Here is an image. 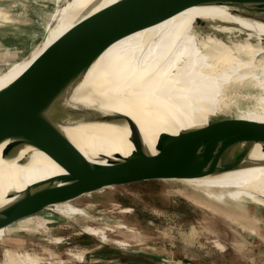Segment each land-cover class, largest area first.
I'll list each match as a JSON object with an SVG mask.
<instances>
[{"label": "bare ground", "instance_id": "6f19581e", "mask_svg": "<svg viewBox=\"0 0 264 264\" xmlns=\"http://www.w3.org/2000/svg\"><path fill=\"white\" fill-rule=\"evenodd\" d=\"M56 1L59 5L51 13L50 22H45L48 26L42 41L29 56L0 73V88L16 78L84 13H91L115 0ZM9 13L0 15L5 20L11 17ZM197 19L206 21L212 32L237 36L241 30L244 37L240 41H231L230 38L223 41L210 32L199 30ZM262 37L264 24L238 18L224 7L185 8L123 35L108 45L76 84L70 101L89 104L92 98H96L102 100L107 108L128 115L138 126L150 153L154 152L160 132L176 133L183 128L201 126L208 116L222 114L231 107L232 99L237 95L248 99L249 106L243 111L239 109L234 118L264 121ZM106 88L113 90L108 100L103 97ZM64 132L86 158L95 162L116 160L132 150L126 129L102 124H77L64 127ZM3 149L4 144H0V205L9 200V192H17L31 183L63 172L45 152L36 148L21 146L6 155H3ZM249 158L264 162V152L259 144L253 147ZM245 175L264 180V165L209 176ZM199 178L190 180V183L207 190L209 185L201 179L198 181ZM256 184L264 188V183ZM54 210L66 215L79 213L70 203L59 204ZM119 227L125 226L122 223ZM86 231L91 234L97 232L91 228H86ZM101 238H105L103 233ZM216 247L223 248L220 243H216ZM82 254L70 255L81 260ZM4 256L5 264H55L27 252L6 250Z\"/></svg>", "mask_w": 264, "mask_h": 264}, {"label": "water", "instance_id": "95a60500", "mask_svg": "<svg viewBox=\"0 0 264 264\" xmlns=\"http://www.w3.org/2000/svg\"><path fill=\"white\" fill-rule=\"evenodd\" d=\"M190 7H224L238 18L264 24V0H115L84 13L16 78L0 88L3 155L17 147L30 146L45 152L63 170L9 192V200L0 205V229L105 188L199 178L264 165L263 161L249 158L256 144L264 152V121L208 116L201 126L176 133L160 132L154 152L150 153L138 126L128 115L107 108L96 98L89 104L70 101L76 84L108 45ZM206 25V21L196 20L199 30L227 41L225 33L212 32ZM237 34L244 37L241 30ZM77 124L126 129L132 150L127 156L106 163L90 160L64 132V127Z\"/></svg>", "mask_w": 264, "mask_h": 264}, {"label": "rangeland", "instance_id": "374dc122", "mask_svg": "<svg viewBox=\"0 0 264 264\" xmlns=\"http://www.w3.org/2000/svg\"><path fill=\"white\" fill-rule=\"evenodd\" d=\"M58 5L56 0H0V14H11L5 20L0 15L6 56L0 73L42 41L45 22ZM224 37L243 39L230 33ZM112 92L106 88L103 97L110 99ZM231 103L211 116H233L249 106L239 95ZM245 176L199 178L207 182V190L190 183L194 178L138 182L64 202L79 210L72 215L56 212L59 205L46 208L0 229V264H5L6 250L55 264H264V188L256 184L264 180ZM72 253H83L82 259Z\"/></svg>", "mask_w": 264, "mask_h": 264}, {"label": "crops", "instance_id": "0c3cea01", "mask_svg": "<svg viewBox=\"0 0 264 264\" xmlns=\"http://www.w3.org/2000/svg\"><path fill=\"white\" fill-rule=\"evenodd\" d=\"M2 49H3L2 45L0 44V69L3 68V60L5 59L4 57H6L5 51H3ZM41 222H42V220H41ZM42 223H44V222H42Z\"/></svg>", "mask_w": 264, "mask_h": 264}]
</instances>
